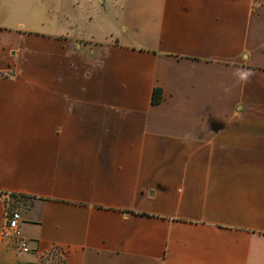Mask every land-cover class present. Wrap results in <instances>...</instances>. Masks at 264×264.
<instances>
[{
    "label": "crops",
    "instance_id": "1",
    "mask_svg": "<svg viewBox=\"0 0 264 264\" xmlns=\"http://www.w3.org/2000/svg\"><path fill=\"white\" fill-rule=\"evenodd\" d=\"M110 1V41L0 18V264H264V0Z\"/></svg>",
    "mask_w": 264,
    "mask_h": 264
},
{
    "label": "rangeland",
    "instance_id": "2",
    "mask_svg": "<svg viewBox=\"0 0 264 264\" xmlns=\"http://www.w3.org/2000/svg\"><path fill=\"white\" fill-rule=\"evenodd\" d=\"M117 9L110 0H0L1 20L14 27L22 23L26 30L48 33L57 29L84 40L110 41Z\"/></svg>",
    "mask_w": 264,
    "mask_h": 264
},
{
    "label": "built area",
    "instance_id": "3",
    "mask_svg": "<svg viewBox=\"0 0 264 264\" xmlns=\"http://www.w3.org/2000/svg\"><path fill=\"white\" fill-rule=\"evenodd\" d=\"M21 213L16 209L6 210L2 224V238L10 240L21 253H29L28 240H26L21 228Z\"/></svg>",
    "mask_w": 264,
    "mask_h": 264
},
{
    "label": "trees",
    "instance_id": "4",
    "mask_svg": "<svg viewBox=\"0 0 264 264\" xmlns=\"http://www.w3.org/2000/svg\"><path fill=\"white\" fill-rule=\"evenodd\" d=\"M160 97H161L160 90L156 89L153 94L152 102L155 104L158 103L160 101ZM44 258L45 261L49 260V264H66V259L61 255L59 251H56L55 249L48 252L44 256ZM40 264H43V262H41Z\"/></svg>",
    "mask_w": 264,
    "mask_h": 264
}]
</instances>
